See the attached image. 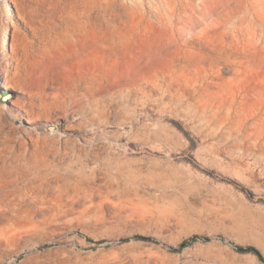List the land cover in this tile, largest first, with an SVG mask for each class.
I'll return each mask as SVG.
<instances>
[{"label":"rangeland","instance_id":"1","mask_svg":"<svg viewBox=\"0 0 264 264\" xmlns=\"http://www.w3.org/2000/svg\"><path fill=\"white\" fill-rule=\"evenodd\" d=\"M0 264H264V0H0Z\"/></svg>","mask_w":264,"mask_h":264},{"label":"bare ground","instance_id":"2","mask_svg":"<svg viewBox=\"0 0 264 264\" xmlns=\"http://www.w3.org/2000/svg\"><path fill=\"white\" fill-rule=\"evenodd\" d=\"M14 4V0H9ZM89 2H93L94 0H88ZM22 9L19 8L18 6L15 5V12L16 16L15 21L21 25H28V23H31V17H26V15L21 11ZM14 18V17H13ZM68 23L66 24V29H65V34H75L76 32L85 33L86 35H91L95 31V24L92 19V17H69ZM10 25L12 27L11 34H10V41L9 43H5V45L8 48V54L10 57L9 59L13 63H17L19 58L22 56H30V51H32L30 48L31 47L28 45V42L26 41V37L20 35V32L18 30V27L16 24H14L12 21H10ZM29 29L33 33H40L43 31L42 28L39 27H34L30 26ZM6 34V33H5ZM64 34V35H65ZM59 38V37H58ZM4 41H6V35L4 36ZM42 48L45 50L47 47L52 46L54 44V41L51 40L49 42L46 38H41ZM2 89L6 91L7 93L11 91V86L9 84H2ZM8 93V94H9ZM10 95V94H9ZM8 95L7 99L8 102L13 104L16 99L10 98ZM92 129L91 128H85L84 132L81 133L78 137L84 142L88 143L87 138H88V133H91ZM125 133V132H124ZM52 134H57L59 137H64L65 135H61L59 131L57 133L52 132Z\"/></svg>","mask_w":264,"mask_h":264},{"label":"trees","instance_id":"3","mask_svg":"<svg viewBox=\"0 0 264 264\" xmlns=\"http://www.w3.org/2000/svg\"><path fill=\"white\" fill-rule=\"evenodd\" d=\"M139 240H147L145 237L142 236H137L136 237ZM194 241V238H189L186 239L184 241H182L178 247L176 248H172L171 250L174 252L180 251L182 249H184L185 247H187L191 242ZM235 250L238 252H242V253H253L255 254L261 261H263L262 257L260 256V254L253 248V247H240V246H236Z\"/></svg>","mask_w":264,"mask_h":264}]
</instances>
